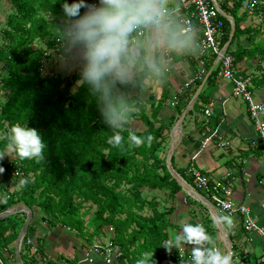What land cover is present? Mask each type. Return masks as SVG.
Masks as SVG:
<instances>
[{"label":"trees","instance_id":"1","mask_svg":"<svg viewBox=\"0 0 264 264\" xmlns=\"http://www.w3.org/2000/svg\"><path fill=\"white\" fill-rule=\"evenodd\" d=\"M9 1L11 11L0 30V155L7 150L8 133L14 125L36 129L46 147L40 159L21 158L16 153L15 159L10 161L0 157V168L4 170L0 172V213L16 205H25L33 212L37 208L48 228L71 229L90 238L105 236L112 228L111 238L123 251L121 264H136L145 251L153 253L155 264L168 259L176 264H189L190 261L179 259L178 249L173 248L169 252L162 246L164 241L171 239L169 229L174 226L171 215L175 207L163 205L156 196L149 198L144 195L147 189H168L170 197L175 199L182 189L167 167V157L162 156L168 144V130L182 113L177 106V114L170 124L159 117L169 100L171 83L168 69L149 65L146 55L140 53L132 64L133 70L140 71L130 80H117L112 84L105 101L100 94L91 91L81 73L67 76L54 72L44 74L42 71L44 60L51 54L66 57L68 53V46L50 51L56 50L61 41H67L62 0ZM217 1L221 9L235 19L233 40L237 34L247 35L251 43L250 46L239 43L233 49L237 64L255 59L263 62L264 39L258 42L256 35L264 33V29L261 25L257 28L243 27L242 22L249 11L261 16L264 22V0H255L256 7L243 12L245 0ZM67 2L71 4L73 0ZM98 2L104 6L103 0ZM84 11L82 8L81 13ZM223 18L227 42L231 22L226 16ZM145 26H138L129 36L136 35ZM37 43L40 45L36 46ZM212 66V61H205L203 75L194 79L184 93H176L177 103L182 97L190 102L207 73L211 72L207 83L216 78L217 70H212ZM157 70L162 81L161 97L156 98L152 94L142 100L141 89ZM240 71L248 76L246 68L240 67ZM249 75L252 91L264 88L262 63L257 64L254 73ZM79 80L82 83L75 89ZM203 99L204 91L190 112L193 113ZM107 104L117 110L123 122L118 130H112L105 122L102 109ZM134 120L142 121L145 129L133 128L131 122ZM116 134L121 136L118 146L108 142ZM132 134L140 137L143 143L139 146L133 144ZM149 136L152 138L150 144L147 141ZM260 148L262 155V145ZM17 171L19 176L14 175ZM22 180L27 183L22 184ZM186 180L191 183L192 179ZM16 185L18 189H15ZM187 198L193 199L189 195ZM91 209L94 211L86 220ZM14 215L16 219H12V215L0 219V249L16 243L25 223L26 213ZM34 227L32 221L29 230ZM28 239L27 233L24 242ZM37 242L35 253L32 244L25 245L24 250L29 256L27 264H41L46 258L44 241L37 239ZM232 246V261L235 260L236 264L238 255L233 241ZM10 252L12 258L4 254L7 255L6 262L17 264L14 250ZM24 256L26 253L22 260ZM76 261L75 258L69 260L72 264Z\"/></svg>","mask_w":264,"mask_h":264},{"label":"crops","instance_id":"2","mask_svg":"<svg viewBox=\"0 0 264 264\" xmlns=\"http://www.w3.org/2000/svg\"><path fill=\"white\" fill-rule=\"evenodd\" d=\"M153 3L161 21L157 25L146 27L145 34L133 45L127 46L128 53L124 60L129 62L130 57L144 53L149 65H161L163 68L168 69L171 83V89L168 93L169 100L165 102L159 117L163 122L170 124L172 118L177 114V106L181 108L183 113L190 103L185 97H182L179 103H175L177 101L174 100V97L177 90L188 78L197 79L202 76L205 72V66L200 63L197 57L194 38L182 32L180 14L174 12V9L178 7L176 0H153ZM165 6L170 10L167 15L160 12L161 8ZM171 13H174V16ZM2 22L3 20L0 17V25ZM130 54L132 56H129ZM253 62V60H245L240 62L239 65L243 69L246 68L247 74H252L256 69ZM128 70L130 76L127 80H130L137 73L132 70V67ZM202 91H204V99L198 102L199 106L194 109L193 113L190 111L193 110L194 105L191 107L183 121L182 133L177 138L178 145L172 157L173 169L183 179H192L190 185L193 183V178L189 172L192 167L205 173L214 181L231 183L233 202L247 205L257 219L258 224L264 229V168L261 144L253 143L258 141V133L250 118L247 104L243 99L232 94V84L228 80L220 81L216 77L210 83L206 81ZM253 93L257 96L256 99L258 98L259 101L264 103V88H255ZM152 94L156 98H160L162 94V81L159 70L146 81L140 92L142 100H146ZM209 106L213 107V114L207 117L204 115L203 109ZM179 117L180 115L168 130V144L166 145V151L162 153L163 157L168 155L171 129ZM207 125L219 127L223 141L226 143L225 146H221L219 139L216 138L206 149H201L203 132ZM131 126L139 130L145 129L142 121L134 120L131 122ZM11 188L13 190V187ZM18 188L16 185L15 189ZM148 191L153 193L151 197L156 196L163 205L175 207V211L171 215L174 218V226L169 229L171 239L174 238L175 233L177 235L182 231L185 224H199L212 238L213 244L208 246L218 247L222 253H227V247L218 224L206 205L192 197L184 189L176 194L175 199L170 197L168 189H147L145 193ZM199 192L207 198L205 192ZM187 195L193 199L188 200ZM35 209L38 210L33 218L35 227L34 229H28L27 233L28 237L33 240L34 246L38 247L37 239L44 241L47 264H59L60 262L72 264L69 260L74 258L77 260L76 264H105L100 256H96L95 263L85 260L93 244L84 242L85 240L81 236L71 237L70 229L62 227L48 228L46 223L41 220V211ZM218 213L220 217L226 216L220 211ZM200 214L207 216V218L202 217ZM224 225L228 234L230 233L232 236L238 255L237 259L242 258L254 262L262 254L264 232L250 233L240 220L233 229L230 228L227 222H224ZM173 230H176V232H173ZM172 232L173 236L171 235ZM184 246L188 245L185 244ZM10 248L14 250V257H16V243L14 242L9 246L7 253L12 258ZM24 249L25 246H22L20 250L21 260L22 255L25 254ZM44 263L41 262V264Z\"/></svg>","mask_w":264,"mask_h":264},{"label":"clouds","instance_id":"3","mask_svg":"<svg viewBox=\"0 0 264 264\" xmlns=\"http://www.w3.org/2000/svg\"><path fill=\"white\" fill-rule=\"evenodd\" d=\"M102 7L90 6L87 0H73L71 4L62 0V11L65 18L64 35L71 46H79L84 63L81 67L82 79L90 85L94 94H100L107 101L111 85L117 80L128 79V66L124 57L128 53V37L138 26H152L159 23V13L152 0H103ZM85 11L81 13V9ZM105 122L112 130L122 127V120L117 110L107 104L102 109ZM151 136L147 141L151 143ZM133 144L139 146L142 139L131 135ZM110 144L118 146L119 134L109 138ZM46 145L34 128L14 125L8 133V152H15L21 158L40 159ZM3 155H0L2 157ZM0 168V172H3ZM26 184V180L21 181ZM189 183V182H188ZM221 222L231 224L226 217ZM184 244L192 245L189 264H232V254L222 253L212 245V238L199 224H185L182 231L174 238L163 242L162 246L169 252L173 248L182 249ZM153 253L145 251L136 264H155ZM183 264V262H182Z\"/></svg>","mask_w":264,"mask_h":264},{"label":"built area","instance_id":"4","mask_svg":"<svg viewBox=\"0 0 264 264\" xmlns=\"http://www.w3.org/2000/svg\"><path fill=\"white\" fill-rule=\"evenodd\" d=\"M176 2L178 3V7L174 9V12L180 14L182 32L194 38V47L200 63L205 66L206 60L212 61V70H217L216 77L220 81H230L232 84V94L246 102L250 118L258 133V141H254L253 143L262 145L261 156L264 168V103L256 99L250 88L251 76L249 74H247L248 76H244L241 73L240 66L235 60L233 49H231V43L227 45V42H225L226 24L223 18L225 12L221 9L217 0H176ZM87 3L90 6L101 7L98 0H88ZM243 7L244 9H254L256 7V1L245 0L243 2ZM169 11V8L166 6L160 10L163 15H167ZM171 15L174 16V13H171ZM160 21L159 19V22ZM146 27L148 26L138 30L136 35L129 36L127 46H131L137 42L138 38L145 34ZM59 44L56 50L52 49L50 51H58L62 47H67L69 42L61 41ZM46 54H48V52ZM194 79L195 78H188L179 87L177 93L182 94L188 90ZM174 100L178 102L176 96ZM203 112L205 116L209 117L213 114V107L209 106L203 109ZM216 138L219 139V144L221 146L226 145L218 126H205L201 149H206ZM189 172L193 178L194 188L198 191L205 192L211 204L218 211L220 210V212L230 218L231 224H229V226L231 229L235 228L240 220L248 232H264V229L258 224L257 219L253 216L251 209L247 205L233 202L231 183L214 181L208 175L194 167H192ZM14 175L19 176V172L17 171ZM112 230L113 229L110 228L111 232ZM24 237L21 247L27 244L33 245L32 239L29 238L25 243ZM192 247V245L183 246L179 253V259L190 261ZM262 248V254H260L254 262L240 258L236 260V264H264V242ZM37 249L38 247L34 246L33 253H35ZM8 251L9 247L0 249V264H8L2 256V252L7 254ZM122 255L123 251L121 247L109 237L106 241L93 244L85 260L90 263H95L96 256H100L105 264H121L120 260ZM45 260L46 259H44V264H47ZM168 263L176 264L171 260ZM59 264L65 263L60 262Z\"/></svg>","mask_w":264,"mask_h":264},{"label":"rangeland","instance_id":"5","mask_svg":"<svg viewBox=\"0 0 264 264\" xmlns=\"http://www.w3.org/2000/svg\"><path fill=\"white\" fill-rule=\"evenodd\" d=\"M11 11V1L9 0H0V17L2 18L3 22L0 25V30L4 27V24L6 22V19L8 17L9 12ZM242 12L244 11V7L241 10ZM248 16L247 18L242 22V26L243 27H252V28H257L258 26L261 25L262 29H264V22H263V18H261V16L256 15L253 12H248ZM262 39H264V33L258 34L256 35V40L259 42ZM139 40V39H138ZM2 41L1 35H0V42ZM242 44V45H246V46H250V42L247 38V35H241L238 36V34L235 36L232 44H231V49H236L238 44ZM40 43H37L36 46H39ZM68 53L66 55V57H63V55H59V54H51L48 58H46L44 60L43 63V73H49V72H54V73H63L67 76H71L73 73H81V67L84 63L83 60V54H82V50L79 46H71L70 44H68ZM131 60H129V62H126L127 66L129 69H131L132 64L134 63V59L135 57H130ZM253 66L256 67L257 64L262 63L264 65V61L260 62L259 59H255L253 60ZM252 66V67H253ZM133 70V69H132ZM129 71V70H128ZM140 71V69L135 70V73H138ZM130 76V75H129ZM128 76V78H129ZM82 83V81H78L77 84L74 86V88L76 89V87L78 85H80ZM140 97L142 98V96L140 95ZM257 97V96H255ZM258 99V98H257ZM4 100L2 99L1 102H3ZM15 152H8V150H6V152L3 155V159H5L6 161H10L15 159ZM14 190V189H13ZM146 197H151L153 195V193L151 192H147L144 194ZM34 215H36V212L38 210L34 209ZM94 211V209L90 210V213L85 217V219L87 220L91 215L92 212ZM220 211V210H219ZM202 217L207 218V216L200 214ZM12 219H16L15 215L11 216ZM171 220L174 221V218H172L171 216ZM204 223V222H203ZM206 224V223H204ZM93 230L90 229V232H92ZM69 232H71L72 234H70L71 237H75V236H81V238H83L86 243H91V244H95L98 243L100 241H103L105 238L108 239L109 237L112 236V232L111 231H107V235L102 236V235H95L93 237H89L87 235H79L76 231L74 230H69ZM106 232V231H105ZM173 232H176V230H173ZM173 232L171 233V235L173 236ZM176 235V233H175ZM109 236V237H107ZM106 241V240H104ZM218 248V247H217ZM26 256H24L23 260L25 261V264H27L28 262V255L26 252ZM24 255V254H23ZM2 256L3 258H5L7 255H4V252H2ZM232 264H235V260L232 261Z\"/></svg>","mask_w":264,"mask_h":264},{"label":"water","instance_id":"6","mask_svg":"<svg viewBox=\"0 0 264 264\" xmlns=\"http://www.w3.org/2000/svg\"><path fill=\"white\" fill-rule=\"evenodd\" d=\"M224 15L230 20L231 22V33H230V37L227 41V45H229L234 37L235 34V30H236V23H235V19L234 17H232L231 15L224 13ZM211 72H209L206 77L204 78V80L202 81V83L200 84V86L197 88L196 92L194 93L189 106L187 107V109L180 115V117L178 118L177 122L175 123L174 127L171 129V143H170V150L168 152L167 155V159H166V164L167 167L170 171V173L172 174V176L177 180V182L179 183V185L182 187V189H184L187 193H189L192 197H194L195 199H197L198 201L202 202L204 205H206L212 215L213 218L215 219V221L218 224L219 230L221 232V236L226 244L227 247V252H230L233 256V246H232V241L229 237V234L225 228L224 222H221L220 215L217 211V209L211 204V202L205 197L203 196L199 191H197L192 185H190L185 179H183L174 169H173V165H172V157L175 151V148L178 145L177 142V138H179L180 134L182 133V125H183V121L186 117L187 112L191 109V107L195 104L196 100L198 99L200 93L202 92L206 81L209 77ZM24 212L26 213V220L25 223L23 224L19 236L16 240V261L17 264H23L22 260H21V256H20V250H21V244H22V240L23 237L27 234L28 229L33 221L34 218V212L31 208L25 206V205H16L13 207H10L8 209H6L5 211L0 213V219H3L5 217L14 215L16 213H21ZM168 262H170V260H165L162 264H167Z\"/></svg>","mask_w":264,"mask_h":264}]
</instances>
